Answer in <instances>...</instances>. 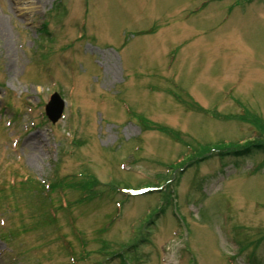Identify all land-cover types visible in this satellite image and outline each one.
Wrapping results in <instances>:
<instances>
[{
    "label": "rangeland",
    "instance_id": "rangeland-1",
    "mask_svg": "<svg viewBox=\"0 0 264 264\" xmlns=\"http://www.w3.org/2000/svg\"><path fill=\"white\" fill-rule=\"evenodd\" d=\"M1 23L0 264H264V0H0Z\"/></svg>",
    "mask_w": 264,
    "mask_h": 264
},
{
    "label": "water",
    "instance_id": "water-1",
    "mask_svg": "<svg viewBox=\"0 0 264 264\" xmlns=\"http://www.w3.org/2000/svg\"><path fill=\"white\" fill-rule=\"evenodd\" d=\"M47 115L56 123L62 116L64 110V101L58 94H54L47 106Z\"/></svg>",
    "mask_w": 264,
    "mask_h": 264
},
{
    "label": "bare ground",
    "instance_id": "bare-ground-1",
    "mask_svg": "<svg viewBox=\"0 0 264 264\" xmlns=\"http://www.w3.org/2000/svg\"><path fill=\"white\" fill-rule=\"evenodd\" d=\"M0 27H1V33L3 35H6V32L3 29V24L2 23L0 24ZM103 57H104L105 61L107 62L109 70L112 71L114 75H116V73H117V63H116L115 56H113L111 53L104 52L103 53ZM36 141H37V144H39V145L43 144L42 141H41V138L36 140ZM26 147L28 149H30V150H34V151L38 150L37 147H36V144H34L32 142L28 143V145ZM29 161L32 162L31 158L29 159Z\"/></svg>",
    "mask_w": 264,
    "mask_h": 264
},
{
    "label": "trees",
    "instance_id": "trees-1",
    "mask_svg": "<svg viewBox=\"0 0 264 264\" xmlns=\"http://www.w3.org/2000/svg\"><path fill=\"white\" fill-rule=\"evenodd\" d=\"M178 98H180V96L178 97ZM182 98V97H181ZM143 125H146V120L144 119V124ZM177 134H179V133H177ZM172 136V135H171ZM173 138H177V137H174V136H172Z\"/></svg>",
    "mask_w": 264,
    "mask_h": 264
}]
</instances>
